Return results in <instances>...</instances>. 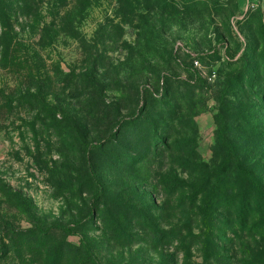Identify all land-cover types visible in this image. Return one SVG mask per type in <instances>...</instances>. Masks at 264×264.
Listing matches in <instances>:
<instances>
[{
    "label": "rangeland",
    "instance_id": "obj_1",
    "mask_svg": "<svg viewBox=\"0 0 264 264\" xmlns=\"http://www.w3.org/2000/svg\"><path fill=\"white\" fill-rule=\"evenodd\" d=\"M45 2L5 0L0 264H264V0Z\"/></svg>",
    "mask_w": 264,
    "mask_h": 264
},
{
    "label": "trees",
    "instance_id": "obj_2",
    "mask_svg": "<svg viewBox=\"0 0 264 264\" xmlns=\"http://www.w3.org/2000/svg\"><path fill=\"white\" fill-rule=\"evenodd\" d=\"M16 7L19 11H22L24 8H30L29 12L26 14L21 12V16H23L25 19H28L27 21L31 19L32 21H38L42 16L41 13L45 7L58 9L56 12V14H58L60 3L55 7L53 4L46 3L45 0H16ZM10 19L11 17H9L8 10L6 9L5 0H0V49L3 52V55L9 56L12 63H16L17 52L21 46V43L16 39V36L14 37L10 33L12 31L11 25L9 24V21H11ZM59 19H61V17ZM31 28H34V25H31ZM58 30L61 31L62 29L58 28ZM94 180L97 186V190L95 192V199H97L102 195L103 191L101 185L96 181L95 178ZM80 223V221H76L74 222V226H78ZM39 230L42 231L41 229ZM64 230L67 234L74 233L73 228L71 227H66ZM84 247L85 251L90 254V251L85 244Z\"/></svg>",
    "mask_w": 264,
    "mask_h": 264
},
{
    "label": "built area",
    "instance_id": "obj_3",
    "mask_svg": "<svg viewBox=\"0 0 264 264\" xmlns=\"http://www.w3.org/2000/svg\"><path fill=\"white\" fill-rule=\"evenodd\" d=\"M195 63H197V62H195Z\"/></svg>",
    "mask_w": 264,
    "mask_h": 264
}]
</instances>
